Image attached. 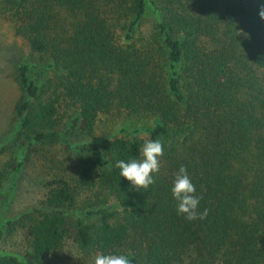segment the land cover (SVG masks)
I'll return each mask as SVG.
<instances>
[{
	"label": "trees",
	"instance_id": "16d2710c",
	"mask_svg": "<svg viewBox=\"0 0 264 264\" xmlns=\"http://www.w3.org/2000/svg\"><path fill=\"white\" fill-rule=\"evenodd\" d=\"M0 2L47 68H16L15 140L30 150L64 139L75 151L70 173L53 162L47 209L7 220L9 231L26 232L29 250L25 259L0 254V264H45L67 237L89 259L264 264V0ZM148 6L157 23L139 43L134 28ZM61 106L76 112L75 144L59 130ZM113 109L154 116L149 137L93 139L97 116ZM148 140L161 141L164 155L155 183L137 190L115 163L142 159ZM181 165L198 211L208 209L203 220L177 214L171 188Z\"/></svg>",
	"mask_w": 264,
	"mask_h": 264
},
{
	"label": "rangeland",
	"instance_id": "374dc122",
	"mask_svg": "<svg viewBox=\"0 0 264 264\" xmlns=\"http://www.w3.org/2000/svg\"><path fill=\"white\" fill-rule=\"evenodd\" d=\"M156 23V14L148 6L146 14L134 28L133 35L139 43L148 40L155 31ZM23 63H35L39 68L47 69L46 64L41 63L14 33V23L0 2V174L5 173V179L0 181V254L25 259L29 250L26 232L20 228L9 231L5 224L24 212L47 209L44 200L49 189L48 183L53 172H57L53 162L56 165L61 162L70 173L75 151L73 146L72 149L68 147L70 144L64 139L52 145L32 146L30 150L15 140L18 121L13 107L21 94L16 81V68ZM75 116L73 109L64 106L59 108V130L74 144L79 138L78 132L71 128ZM154 121V116L149 114L133 117L122 109H113L109 114L100 113L97 116L93 139L137 136L146 140L149 137L146 130ZM18 163H21L19 171H12ZM8 196H11L9 201ZM108 207L113 209L117 206L111 204ZM66 213L73 219L76 216H82L86 221L92 218L76 210ZM94 258H83L73 239L67 237L61 248L47 255L45 264H93Z\"/></svg>",
	"mask_w": 264,
	"mask_h": 264
},
{
	"label": "clouds",
	"instance_id": "9594fccd",
	"mask_svg": "<svg viewBox=\"0 0 264 264\" xmlns=\"http://www.w3.org/2000/svg\"><path fill=\"white\" fill-rule=\"evenodd\" d=\"M259 17L264 20V3L259 4ZM164 155V146L159 140L146 141L141 149L142 159L117 160L115 167L120 170V176L126 178L137 189H148L155 183L154 173L160 171V158ZM172 197L177 201V214L184 215L189 221L205 219L208 209L198 211L201 197L197 196L186 166L181 165L175 174L171 188ZM94 264H132L128 256L120 254L98 253Z\"/></svg>",
	"mask_w": 264,
	"mask_h": 264
}]
</instances>
